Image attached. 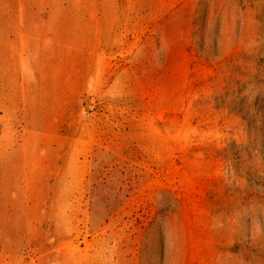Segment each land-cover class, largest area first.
Wrapping results in <instances>:
<instances>
[{
  "label": "rangeland",
  "instance_id": "obj_1",
  "mask_svg": "<svg viewBox=\"0 0 264 264\" xmlns=\"http://www.w3.org/2000/svg\"><path fill=\"white\" fill-rule=\"evenodd\" d=\"M0 264H264V0H0Z\"/></svg>",
  "mask_w": 264,
  "mask_h": 264
}]
</instances>
